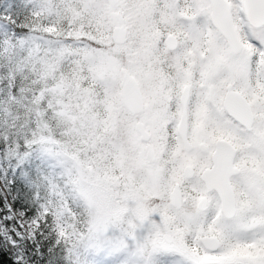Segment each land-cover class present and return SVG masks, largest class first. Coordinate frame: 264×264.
<instances>
[{
  "label": "snow or ice",
  "instance_id": "1",
  "mask_svg": "<svg viewBox=\"0 0 264 264\" xmlns=\"http://www.w3.org/2000/svg\"><path fill=\"white\" fill-rule=\"evenodd\" d=\"M0 264H264V0H0Z\"/></svg>",
  "mask_w": 264,
  "mask_h": 264
}]
</instances>
